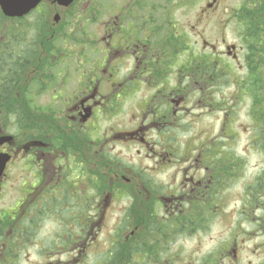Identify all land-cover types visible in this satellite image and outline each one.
<instances>
[{
  "label": "flooded vegetation",
  "instance_id": "1",
  "mask_svg": "<svg viewBox=\"0 0 264 264\" xmlns=\"http://www.w3.org/2000/svg\"><path fill=\"white\" fill-rule=\"evenodd\" d=\"M197 1L0 6V264H91L99 240L94 264H264V177L244 190L249 228L226 223L185 252L242 166L231 116L243 103L264 154V0L228 4L229 38L214 39L221 0H206L191 25L203 53L186 56L181 7ZM191 108L225 116L181 171ZM176 167L168 187L155 179Z\"/></svg>",
  "mask_w": 264,
  "mask_h": 264
},
{
  "label": "rangeland",
  "instance_id": "2",
  "mask_svg": "<svg viewBox=\"0 0 264 264\" xmlns=\"http://www.w3.org/2000/svg\"><path fill=\"white\" fill-rule=\"evenodd\" d=\"M238 1L239 0H221V4L218 10H216L212 16L211 26L208 27L207 31L205 32L207 38L210 37L214 39V37H219L220 35H227V38H229V31L225 30L224 27L222 28L221 25L218 24V22L225 19V13L228 4ZM205 2L206 0H198L197 5L194 4L191 5V7H181V24H186V41L190 42V44L194 46V52H186V56L203 53L200 52V38L197 35V32H199L201 28L193 30L191 25L195 24V16L199 8L204 6ZM214 25H216V27H214ZM240 76L242 75L240 74ZM218 97L219 100H222L220 98L221 95H218ZM242 107L243 108L238 109V111L234 113L233 116H231V123L233 125L235 133V137L232 140V145L234 150L238 154H240V160H243L241 164L242 166H238L235 168L233 176L234 180L232 181V185L226 187L222 191V197L220 201L221 208L219 209L217 207L211 209L210 213H207V216L209 218L210 215L212 216V223L210 224L211 228H209V231L206 232L207 229H204L202 231L199 230L197 233L190 235L185 234L186 236H183L186 237V241L184 240V243L187 246L185 252H188L193 247V244L196 242V240H198L199 238L207 241L210 237H215L216 235H218L219 237L225 236L223 229L226 230V223L234 222L235 226L236 222L241 221L243 222L244 228L247 229L250 227V224L248 223L249 220L252 221L256 219L255 212H242V209H239V207L243 203V199L245 197L244 190L246 189L247 185L254 184L253 187H251L252 189L255 188L256 185L260 186L262 182L261 180H259V178L264 177L261 176L264 173V154L260 149H255V147H252L251 145L255 127L250 116L246 111H244V109H246L244 103ZM190 114L191 115L188 116L186 122L187 124L191 123L193 125L188 131L184 129L183 131H181V149L182 151H186V153L181 156V171L183 168L182 158L184 156L188 157V153L192 151L193 147L199 148L201 143L210 141L211 137L216 138L217 134H219L222 119L225 116L224 110L219 109L215 111L200 112L197 109L191 108ZM209 143L210 142L206 144L209 146ZM176 170L177 167L173 171L169 169L167 173H162L161 175L154 177L156 180L161 182L159 184H162L164 187H168L167 184L171 181V176H167V174L176 172ZM124 200L125 199H123L121 202H117V205L122 204ZM256 214H261V212L257 211ZM122 215L123 212L114 213V217ZM182 215L183 214H181V216ZM208 220L206 221V223L208 222ZM186 221H188V219ZM186 231L190 232V229ZM100 242L101 240H99L97 243H94L95 246L90 249L91 264H94L93 253H101L104 248H107V242H103L105 246L104 248L100 246ZM206 248H208V246Z\"/></svg>",
  "mask_w": 264,
  "mask_h": 264
},
{
  "label": "water",
  "instance_id": "3",
  "mask_svg": "<svg viewBox=\"0 0 264 264\" xmlns=\"http://www.w3.org/2000/svg\"><path fill=\"white\" fill-rule=\"evenodd\" d=\"M41 0H0L3 11L9 15H22L36 7Z\"/></svg>",
  "mask_w": 264,
  "mask_h": 264
}]
</instances>
